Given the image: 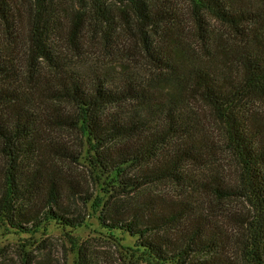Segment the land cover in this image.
Returning <instances> with one entry per match:
<instances>
[{
    "label": "trees",
    "instance_id": "16d2710c",
    "mask_svg": "<svg viewBox=\"0 0 264 264\" xmlns=\"http://www.w3.org/2000/svg\"><path fill=\"white\" fill-rule=\"evenodd\" d=\"M88 204L123 264H264V0H0V230Z\"/></svg>",
    "mask_w": 264,
    "mask_h": 264
},
{
    "label": "rangeland",
    "instance_id": "374dc122",
    "mask_svg": "<svg viewBox=\"0 0 264 264\" xmlns=\"http://www.w3.org/2000/svg\"><path fill=\"white\" fill-rule=\"evenodd\" d=\"M72 167L79 173L87 170L82 162ZM154 191L163 196H177L181 188L161 184L152 190ZM197 199L198 209L200 206L203 208H201L202 212L211 210L210 212L220 217H225L229 213L237 216L249 210V205L237 198L219 199L197 193ZM80 208V212L87 216V224L76 230L64 229L55 224L36 236L16 235L0 230V264H73L78 245L84 247L85 252L99 259L100 264H123L119 247L123 251V246H133L136 239L119 233L116 240L112 238L108 241L104 235H101L97 214L90 209V205L88 204L87 207L81 205ZM25 250L28 252L27 261H24Z\"/></svg>",
    "mask_w": 264,
    "mask_h": 264
}]
</instances>
